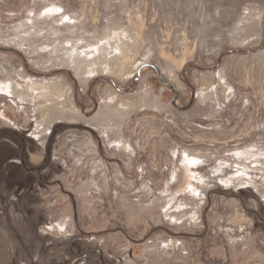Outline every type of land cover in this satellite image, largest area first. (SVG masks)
Wrapping results in <instances>:
<instances>
[{
    "label": "rangeland",
    "instance_id": "374dc122",
    "mask_svg": "<svg viewBox=\"0 0 264 264\" xmlns=\"http://www.w3.org/2000/svg\"><path fill=\"white\" fill-rule=\"evenodd\" d=\"M0 230L11 264H264V0H0Z\"/></svg>",
    "mask_w": 264,
    "mask_h": 264
},
{
    "label": "water",
    "instance_id": "95a60500",
    "mask_svg": "<svg viewBox=\"0 0 264 264\" xmlns=\"http://www.w3.org/2000/svg\"><path fill=\"white\" fill-rule=\"evenodd\" d=\"M0 245H1L0 258L2 264H11L9 242L5 233L2 230H0Z\"/></svg>",
    "mask_w": 264,
    "mask_h": 264
}]
</instances>
